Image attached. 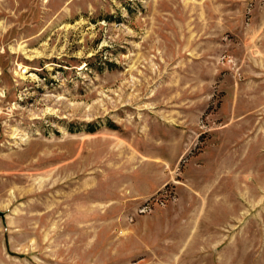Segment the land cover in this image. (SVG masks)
Returning <instances> with one entry per match:
<instances>
[{
	"label": "rangeland",
	"instance_id": "1",
	"mask_svg": "<svg viewBox=\"0 0 264 264\" xmlns=\"http://www.w3.org/2000/svg\"><path fill=\"white\" fill-rule=\"evenodd\" d=\"M0 264H264V0H0Z\"/></svg>",
	"mask_w": 264,
	"mask_h": 264
},
{
	"label": "water",
	"instance_id": "2",
	"mask_svg": "<svg viewBox=\"0 0 264 264\" xmlns=\"http://www.w3.org/2000/svg\"><path fill=\"white\" fill-rule=\"evenodd\" d=\"M0 215H1V213H0Z\"/></svg>",
	"mask_w": 264,
	"mask_h": 264
}]
</instances>
